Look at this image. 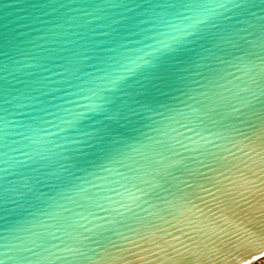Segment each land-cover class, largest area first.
<instances>
[{"label": "water", "instance_id": "obj_1", "mask_svg": "<svg viewBox=\"0 0 264 264\" xmlns=\"http://www.w3.org/2000/svg\"><path fill=\"white\" fill-rule=\"evenodd\" d=\"M264 0H0V264L264 258Z\"/></svg>", "mask_w": 264, "mask_h": 264}, {"label": "built area", "instance_id": "obj_2", "mask_svg": "<svg viewBox=\"0 0 264 264\" xmlns=\"http://www.w3.org/2000/svg\"><path fill=\"white\" fill-rule=\"evenodd\" d=\"M252 264H264V258L256 261L255 263H252Z\"/></svg>", "mask_w": 264, "mask_h": 264}, {"label": "snow or ice", "instance_id": "obj_3", "mask_svg": "<svg viewBox=\"0 0 264 264\" xmlns=\"http://www.w3.org/2000/svg\"><path fill=\"white\" fill-rule=\"evenodd\" d=\"M262 130H264V125L261 126Z\"/></svg>", "mask_w": 264, "mask_h": 264}]
</instances>
